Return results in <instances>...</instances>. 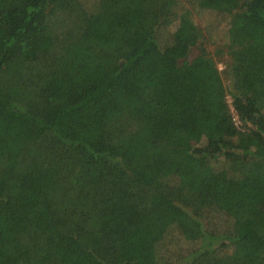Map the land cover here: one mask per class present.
<instances>
[{"label":"trees","instance_id":"16d2710c","mask_svg":"<svg viewBox=\"0 0 264 264\" xmlns=\"http://www.w3.org/2000/svg\"><path fill=\"white\" fill-rule=\"evenodd\" d=\"M0 264H264V0H0Z\"/></svg>","mask_w":264,"mask_h":264},{"label":"rangeland","instance_id":"374dc122","mask_svg":"<svg viewBox=\"0 0 264 264\" xmlns=\"http://www.w3.org/2000/svg\"><path fill=\"white\" fill-rule=\"evenodd\" d=\"M85 1L88 4V6H91V7L93 6L94 7L98 0H85ZM193 20L196 23V25H198L200 28H205L208 25H213L215 27L213 29V31H212L213 32L212 35H213V39H214L213 41L211 40V38L210 39L208 38L209 37L207 35L208 32H205L207 41H206L204 46H205V49L209 53L212 54L214 52L215 48L217 46H219L221 44L222 40H223L222 37H224L223 33H224V30H225V23L226 22H220L219 21L220 18L217 17L216 14L213 13V12H206V13L200 15V16L195 14L193 16ZM175 29H176V27L173 24L172 31H174ZM197 53H198V50L197 49H193L187 57L181 58L179 60V65L183 66V68H186L192 62V60L196 57ZM215 60H216V66H217L218 71H223L224 65H223L221 59L220 60L219 59L218 60L215 59ZM221 77L223 79V83L226 84L224 75H221ZM227 102L229 104L231 103L230 98H227Z\"/></svg>","mask_w":264,"mask_h":264}]
</instances>
